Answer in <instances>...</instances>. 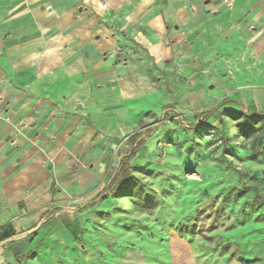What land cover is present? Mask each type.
I'll list each match as a JSON object with an SVG mask.
<instances>
[{
    "label": "crops",
    "instance_id": "0c3cea01",
    "mask_svg": "<svg viewBox=\"0 0 264 264\" xmlns=\"http://www.w3.org/2000/svg\"><path fill=\"white\" fill-rule=\"evenodd\" d=\"M102 3L108 11L101 0H0V232L12 230L11 241L36 231L51 203L89 201L117 177L108 134L130 128L138 113L132 105L123 115L136 92L119 88L120 113L108 121V84L125 66L104 54L124 45L119 38L154 62L196 69L202 82L211 70L214 83L231 86L226 99L264 115V0ZM99 17L116 21L120 34Z\"/></svg>",
    "mask_w": 264,
    "mask_h": 264
},
{
    "label": "rangeland",
    "instance_id": "374dc122",
    "mask_svg": "<svg viewBox=\"0 0 264 264\" xmlns=\"http://www.w3.org/2000/svg\"><path fill=\"white\" fill-rule=\"evenodd\" d=\"M99 19L112 36L121 32ZM119 42L104 54L125 66L124 84L121 74L108 84V121L120 113L119 88L136 92L123 115L132 105L138 113L108 134L115 146L106 158L127 161L130 179L89 201L51 203L36 231L0 244V264H264V115L226 99L231 86L214 83L211 70L202 82L196 69ZM135 133L144 145L133 154Z\"/></svg>",
    "mask_w": 264,
    "mask_h": 264
},
{
    "label": "trees",
    "instance_id": "16d2710c",
    "mask_svg": "<svg viewBox=\"0 0 264 264\" xmlns=\"http://www.w3.org/2000/svg\"><path fill=\"white\" fill-rule=\"evenodd\" d=\"M220 106H221V104L218 105L217 107H215L212 111L217 110ZM128 138H129L130 143L132 145L134 144L133 145L134 148H133V152H132L133 154L144 145L143 141L136 142V140L139 138L137 133L129 136ZM130 176L131 175H130V168H129L128 162L122 161V163H120V167H119L117 177L112 182L114 184L112 192L113 193L117 192L124 184H126L128 182V180L130 179ZM262 203H264V200H262ZM12 236H14V233L10 229L1 231L0 232V242L4 241L6 239H9ZM30 255L33 256V254H30Z\"/></svg>",
    "mask_w": 264,
    "mask_h": 264
},
{
    "label": "built area",
    "instance_id": "2783aa9c",
    "mask_svg": "<svg viewBox=\"0 0 264 264\" xmlns=\"http://www.w3.org/2000/svg\"><path fill=\"white\" fill-rule=\"evenodd\" d=\"M221 4H223L227 8H232L235 4L236 0H218Z\"/></svg>",
    "mask_w": 264,
    "mask_h": 264
}]
</instances>
